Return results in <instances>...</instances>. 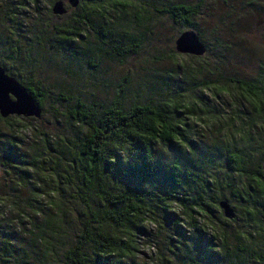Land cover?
<instances>
[{"label": "trees", "instance_id": "1", "mask_svg": "<svg viewBox=\"0 0 264 264\" xmlns=\"http://www.w3.org/2000/svg\"><path fill=\"white\" fill-rule=\"evenodd\" d=\"M39 1L51 6L58 0H0V67L26 88L42 110L39 121L0 118V264H52L61 253L63 264H135L138 240L146 236L147 224L161 228L165 234L172 228L165 239H175L183 245L190 264H232L233 260L256 255L241 241L244 236L251 238L245 231L234 235L238 245L232 251L228 228L237 221L239 213L243 228L254 227V234L264 243V157L253 167L240 151L229 150L225 154L226 176L218 181L211 174V160L191 162L181 155L165 165L164 179L154 183L159 172L156 146L176 149L179 144L185 150L189 148L185 134L188 116L178 109L180 105L170 108L163 103H134L125 109L122 98L126 80L107 106L95 109L76 100L66 113L44 119L47 95L30 80L32 72L44 69H35L26 61L29 49L34 54V44L47 42L48 30L54 29L52 49L65 52L80 33L74 32L73 25L57 26L52 21L62 17H54L51 7L41 12ZM202 2L199 0L195 6L167 4L160 10L154 1L150 6L159 14L170 16L183 29H195L191 19L198 15ZM217 2L227 3L229 9V0ZM244 2L247 7L264 5V0ZM88 3L91 8L87 10L80 0L76 9L84 13L73 19L74 25L93 30L87 14H94L97 6L103 16L107 11L101 10L109 5L114 6L117 21L130 17L131 9L134 20L130 22L141 26L147 20L138 14L133 2ZM29 7L30 16L23 13ZM233 12L236 13L231 9L228 14ZM213 14L214 7L207 17L215 19ZM219 15L221 23V16L229 20L225 13ZM100 28L105 46L102 50L110 56L136 54L142 47L143 36L120 32L124 34L121 37L113 28ZM195 30L207 53L202 33ZM216 47L226 56L227 46L217 42ZM36 57L43 60L42 56ZM23 67L31 72L29 78H24ZM238 83L245 91L242 97L254 106L257 120L264 123V101L257 87ZM191 84L195 85L193 75ZM214 90L218 91L214 96L224 91L228 94L226 89ZM185 109L186 114H195L191 105ZM223 141L226 143V138ZM124 180H131L134 185L120 189L118 183ZM221 200L233 208V220L223 218L217 206ZM95 201L96 208L92 205ZM80 206L83 211H79ZM212 211L218 215L213 216ZM206 220L210 223L207 228L212 230L215 225L221 230L219 244L207 239V232L200 231L198 224L204 225ZM183 224L195 231V237L183 230ZM259 259L264 263V253Z\"/></svg>", "mask_w": 264, "mask_h": 264}, {"label": "rangeland", "instance_id": "2", "mask_svg": "<svg viewBox=\"0 0 264 264\" xmlns=\"http://www.w3.org/2000/svg\"><path fill=\"white\" fill-rule=\"evenodd\" d=\"M62 1L68 10L67 15L52 22L60 27L73 25L76 29L74 32L80 33L79 39L72 41L65 52L54 51L52 47L56 31L50 29L46 37L48 41L34 44V54L29 49L26 57V61L33 64L35 69H44L40 73L32 72L30 78L47 95L43 108L44 119L49 120L56 114L66 113L70 104L76 100L95 109L107 106L114 99L120 84L126 80L122 98L125 109L134 103H163L170 108L180 105L178 109L188 116L185 134L189 148L185 150L179 144L176 149L157 145L159 172L154 183L164 179L165 165L181 155L191 162L211 160V174L218 181L226 176L228 162L225 154L229 150L240 151L253 167L259 162L258 159L264 157V123L257 120L254 106L242 97L245 91L238 83L257 87L259 96L264 101V5L247 7L254 2L245 6L244 0H229L228 9L227 3L217 2L221 0H203L198 15L191 19V23L202 33L208 50L203 57L190 59L189 56L176 53L174 42L186 30L197 31L183 29L170 16L159 14L150 4L156 2L157 9L160 10L167 4L195 6L199 0H124L133 2L139 10L138 14L147 19L141 26L130 22L134 20L132 9L130 17L117 21L114 6H104L101 11L106 10L107 13L100 16L101 12L94 4V14H87L93 30L86 25H74L73 19L80 18L84 12L82 9L71 10L66 0ZM81 3L87 10L91 8L88 0H81ZM37 4L41 12L51 7L41 1ZM254 5H258V2ZM213 7L215 19L207 17L212 14ZM231 9L236 13L228 14ZM31 11L29 7L23 13L30 16ZM220 12L225 13L229 20L225 21L221 16L224 21L221 23ZM100 26H106L107 30L113 28L112 31L119 33L121 37L124 35L122 33L143 36L142 47L136 54L110 56L102 50L105 46L101 43ZM61 33L63 34L62 30ZM217 42L227 46L226 56L216 47ZM21 50L25 51L23 42ZM36 55L42 56L43 60ZM21 70L25 74L24 78L30 77L31 72L26 67ZM192 75L195 79L194 86L191 84ZM214 87L226 89L228 94H224V91L214 96L218 92ZM190 105L195 109L196 115L186 114L185 106ZM132 182L124 180L118 186L120 189L131 188L134 185ZM190 193L193 195V189ZM97 204V201L92 203L94 208ZM79 211H83L81 206ZM212 215L217 216V211H212ZM238 216L237 221L229 224V248L233 251L238 245L234 235L245 231L251 234V238L244 236L245 239L241 238V241L257 254L243 260H233L232 264H264L259 259V255L264 253V243L254 234V227L249 226L246 230L243 228L242 216L239 213ZM206 222L204 225L198 224L200 231L207 232V239L219 244L218 234L221 230L215 225L212 230L207 228L210 223L208 220ZM183 226V230L187 229V233L195 237V231L190 230L186 224ZM146 229V236L138 240L139 253L135 264H190L184 254L186 248L175 239H165L166 235L170 236L172 228L166 234L153 224H147ZM63 261L61 253L52 264H63ZM121 264H126V261Z\"/></svg>", "mask_w": 264, "mask_h": 264}, {"label": "water", "instance_id": "3", "mask_svg": "<svg viewBox=\"0 0 264 264\" xmlns=\"http://www.w3.org/2000/svg\"><path fill=\"white\" fill-rule=\"evenodd\" d=\"M66 4L69 9L74 10L79 6L80 0H66ZM50 11L54 17H63L68 12L62 0L55 1ZM174 48L179 55L201 58L206 54V47L192 30L182 32L175 40ZM9 117L39 121L42 118V110L26 88L0 67V118ZM262 171L264 173V166ZM217 206L225 220L231 221L235 218V212L227 201L221 200Z\"/></svg>", "mask_w": 264, "mask_h": 264}]
</instances>
